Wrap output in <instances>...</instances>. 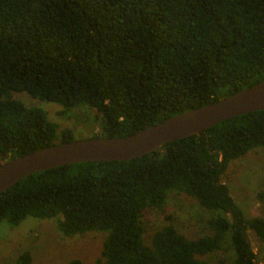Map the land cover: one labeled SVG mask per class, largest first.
I'll return each mask as SVG.
<instances>
[{
  "label": "trees",
  "instance_id": "trees-1",
  "mask_svg": "<svg viewBox=\"0 0 264 264\" xmlns=\"http://www.w3.org/2000/svg\"><path fill=\"white\" fill-rule=\"evenodd\" d=\"M262 79L264 0H0V163L73 139L66 129L54 141L45 112L11 92L85 104L99 117L92 137H118ZM263 146L264 108L128 160L31 173L0 191V221L31 216L53 219L64 236L102 232L97 264H208L200 256L225 235L230 264H259L247 230L264 243V217H245L221 175ZM171 190L220 213L201 236L186 238L168 222L145 240L143 210L161 211ZM15 260L28 264L29 253Z\"/></svg>",
  "mask_w": 264,
  "mask_h": 264
},
{
  "label": "rangeland",
  "instance_id": "rangeland-1",
  "mask_svg": "<svg viewBox=\"0 0 264 264\" xmlns=\"http://www.w3.org/2000/svg\"><path fill=\"white\" fill-rule=\"evenodd\" d=\"M11 97L26 107H37L45 112L47 119L55 125V139L61 130H69L73 139L98 135L99 117L85 104L64 107L58 103L39 100L24 92H11ZM234 202L245 217H264V146L254 148L239 158L231 160L221 175ZM262 193V200L258 192ZM219 211L205 210L195 200L175 190L166 193L161 211L153 208L143 210L140 219L144 226L143 237L165 223H171L186 238H195L206 233L207 218ZM168 217V218H166ZM104 234L87 231L82 234L64 236L53 219H38L27 216L16 225L0 221V264H17L16 256L27 251L28 264H97ZM247 238L254 260L264 264V243L256 239L250 230ZM208 264H230L233 251L227 235L221 248L200 256Z\"/></svg>",
  "mask_w": 264,
  "mask_h": 264
},
{
  "label": "water",
  "instance_id": "water-1",
  "mask_svg": "<svg viewBox=\"0 0 264 264\" xmlns=\"http://www.w3.org/2000/svg\"><path fill=\"white\" fill-rule=\"evenodd\" d=\"M264 108V79L208 104L181 111L131 134L72 139L0 163V191L48 168L85 161L128 160L232 116Z\"/></svg>",
  "mask_w": 264,
  "mask_h": 264
}]
</instances>
